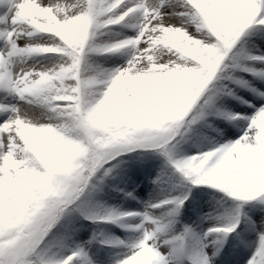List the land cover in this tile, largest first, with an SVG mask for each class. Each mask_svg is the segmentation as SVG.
Segmentation results:
<instances>
[{
    "label": "snow or ice",
    "instance_id": "6c2138e0",
    "mask_svg": "<svg viewBox=\"0 0 264 264\" xmlns=\"http://www.w3.org/2000/svg\"><path fill=\"white\" fill-rule=\"evenodd\" d=\"M115 26L135 35L101 41ZM257 45L264 0H0V264H97L93 242L126 250L113 264H264ZM112 56L125 63L94 59ZM233 127L242 135L226 139ZM133 153L163 159L153 184L174 170L186 191L142 212L109 205L106 189L136 199L111 183L132 180L122 166ZM199 186L235 201L234 214L203 235L177 232ZM81 221L133 235L80 243Z\"/></svg>",
    "mask_w": 264,
    "mask_h": 264
},
{
    "label": "rangeland",
    "instance_id": "374dc122",
    "mask_svg": "<svg viewBox=\"0 0 264 264\" xmlns=\"http://www.w3.org/2000/svg\"><path fill=\"white\" fill-rule=\"evenodd\" d=\"M108 34L103 35L100 37V40L103 42H112L119 39H122L123 36L120 35L123 33V35L132 36L135 35L134 32H130L127 29H123L120 26H115L111 31L104 30ZM252 54L255 55H264V46L257 45L256 49H251ZM94 59L100 60L102 63H105L106 67L114 68L118 65L124 64L125 59L121 56H112V57H95ZM46 62V61H45ZM31 63V61H30ZM239 95L243 96L245 99H251V96L249 93H241L239 90ZM241 112L245 113L247 115H251L250 110H246V106L242 105L240 109L234 111V112ZM229 127H231L229 125ZM232 132L235 133L234 136H228L226 139H238L242 135V131L237 128H232ZM224 142V141H221ZM204 143L206 145V142H200ZM197 147L193 146L192 148H186V154L187 155H196L197 154ZM154 181L153 179L150 180L147 184L141 185L143 192H140L139 190L133 191V194L139 195V199H131L127 198L125 202L121 203V210L124 211H143L144 210V204L150 199L154 198L156 202H159L160 200H163L164 198H173L175 196H178L181 194V192L186 191L185 189H179V190H168L165 188H162L160 185L157 186L152 183ZM149 187V188H148ZM139 188V189H141ZM142 193V194H141ZM137 201H141V203H138ZM126 203V205H124ZM223 210L219 207H216L211 205L210 202L206 204L199 203L198 205V211L197 216L195 217L194 221L187 220L184 215L182 214L180 219V223L176 225V231H182L183 225H189L193 227H197V230L203 235L206 233L210 228L213 227H220L223 226L224 220L221 219V217L226 216ZM128 223H138L139 221H127ZM101 232L103 233L102 238H120L125 239L127 236L133 235L132 233H126L121 228L117 227L114 224H103L101 226ZM90 235V238L88 240H85ZM93 236V233L91 234L89 229L81 230L79 235V242L80 243H86L87 241L91 240ZM221 234H212L208 237L207 242H211L212 240L220 238ZM235 238V233H233L229 237V242H231ZM225 247H227L225 245ZM88 249L90 251V254L93 255V258L97 261V264H113L114 259L116 258L117 253H121L123 251H126L125 249L121 248H107L104 247V249H100L99 245L96 244V242H93L91 245H88ZM212 249H209V252H211ZM250 258V253H249ZM218 259V258H217ZM246 262V261H245Z\"/></svg>",
    "mask_w": 264,
    "mask_h": 264
},
{
    "label": "trees",
    "instance_id": "16d2710c",
    "mask_svg": "<svg viewBox=\"0 0 264 264\" xmlns=\"http://www.w3.org/2000/svg\"><path fill=\"white\" fill-rule=\"evenodd\" d=\"M248 78L250 79V77ZM228 106L232 110L233 108L238 106V102L230 100L228 101ZM218 123H220L221 126H224L223 122H218ZM206 131H208L209 136L215 135V133H212L210 130H206ZM193 146L194 145H188L186 146V148H192ZM124 159L128 160L129 163L123 165L122 167L130 170L129 175L132 176V180L127 183H121L119 181L111 182L113 187L122 189L123 191L135 187L137 183L140 181V179L146 177L153 168H160V175H161L164 166L163 159L156 156L149 157L146 163H142L139 160V154L137 153H133L130 156H126L124 157ZM173 173L174 170H169L168 175L162 177L161 185H165L167 183L170 186L169 188L171 189L175 184L179 183L180 182L179 174L173 175ZM106 191L109 192L108 197H106L107 203L112 206H117L118 201L120 200L121 191H111L110 189H106ZM192 192H193V198H195V200H198L199 198L209 199L212 202L214 201L216 204L221 205L225 211L234 214L236 202L233 201L231 198L227 197L226 194H223L218 190L212 189L209 186L193 187ZM193 203L194 202L191 203L186 202L185 215L188 220H191L196 213V205H194ZM189 206H191L194 209V211H189L188 210ZM80 223L83 226L82 230L89 229V231L93 230L96 233L99 231L100 226L92 225L87 221H81Z\"/></svg>",
    "mask_w": 264,
    "mask_h": 264
}]
</instances>
